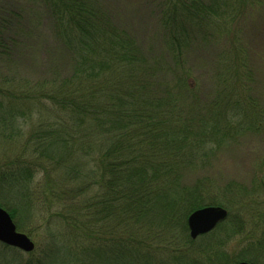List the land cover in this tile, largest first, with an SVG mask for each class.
Instances as JSON below:
<instances>
[{"label": "trees", "instance_id": "1", "mask_svg": "<svg viewBox=\"0 0 264 264\" xmlns=\"http://www.w3.org/2000/svg\"><path fill=\"white\" fill-rule=\"evenodd\" d=\"M263 1L226 9L228 0H0V206L18 227L38 215L51 233L27 260L0 242V264H199L187 257L188 217L216 196L203 173L185 178L263 124L262 105L248 107L237 91L248 83L251 45L238 38L240 20ZM221 15L232 19L227 40L207 30L197 39L194 30ZM146 16L152 35L136 27ZM219 41L227 44L211 53L210 96L198 102L203 86L193 90L191 71L176 65ZM216 184L244 196L234 183ZM232 217L199 245L213 254L209 264L242 260L224 252L245 226ZM137 225L148 227L145 238L172 242L175 256L163 260L162 244L139 239Z\"/></svg>", "mask_w": 264, "mask_h": 264}, {"label": "rangeland", "instance_id": "2", "mask_svg": "<svg viewBox=\"0 0 264 264\" xmlns=\"http://www.w3.org/2000/svg\"><path fill=\"white\" fill-rule=\"evenodd\" d=\"M228 2L224 3L226 5V9L232 7L230 5L234 2V0H228ZM137 3H140V1H136V4ZM236 4L237 3L234 2V6ZM257 6L258 8H256L255 10L250 9L247 11V8L245 10L243 9L245 12V16L240 20V26L244 29H239L240 31L238 34V38L240 39V41L243 39L249 42L251 44V48L244 43V51L246 49L249 50V64L242 70V73H245V75L243 76H245L244 79L248 83L245 87L244 85H240V88L237 91H239V96L242 97L240 100L243 104H246L248 107L255 108V105H257V103H260L262 105V108L264 109V1L260 4H257ZM243 10H241V13L243 12ZM149 13L150 15H152L151 12ZM229 17L230 15L219 16V25L215 23V21L205 22L206 24L199 26L200 30H194V35L198 36L197 39L200 40V38H202V36L204 35L203 30H207L208 35H220L221 37L227 36L229 33V26L232 23L230 21L232 19ZM140 18L142 17H139L136 21L137 30H146V34H154L156 31V26L152 25V22L147 19V16L143 20H141ZM253 22H256L257 24ZM247 30L252 33L251 36H246V33H249L246 32ZM199 31L201 33L200 36L197 35ZM217 43L220 44H215V47L207 50L203 48V45L205 43H202V48H200L199 51L197 49H191L189 59H185L183 63H181L180 65H176V67H179L180 70L185 68L188 70V72L189 70L191 71V73L189 72V74L191 77L190 83L193 82V90L196 88L195 85L197 86L199 84L201 87L203 86L202 92L204 94L202 95V101L198 102H204L205 100H207V96H210L209 92L211 90L210 88L213 82L211 83L206 80L207 77L210 78L211 73L214 75L216 71V65L212 64L213 52L214 50H218L221 46L224 47L227 44L225 41H219ZM202 73L204 77L201 83H199L201 77L200 74ZM171 75L172 74H170V77ZM234 82L235 81L231 82V79H228L227 89L231 88ZM222 89L225 88L218 85V91L221 92ZM197 90L198 89H196L195 91ZM254 110L259 109L255 108ZM208 111L210 112L209 106L207 108V113L209 116ZM199 114L205 115L206 113L205 111H199ZM262 123V125H256L252 130L246 131L239 137H237L238 143H236L237 146L235 148L218 152L215 155L211 154L209 159H207V161L210 162L206 164V168L204 170H201L202 172L199 171L200 173L188 174L185 178V182L188 183L193 182L195 179H207L208 181L206 183V188L208 189V192L216 196V198L213 199L215 200V204L213 205H219L226 208L229 214L233 215L232 218L240 220L241 217V219L245 223L244 230L241 232V234H236L232 242L230 241L228 242V244L224 245V252H226L227 256L231 257L232 259H242L240 261H247L249 263H251L249 259L254 258V264H264V238L262 237L264 236V180H262V178H264V120ZM30 133L31 127L27 124L24 139L26 137L28 138ZM202 173L203 177L201 176ZM37 178H39V176ZM217 182L221 184L229 182L234 183L236 187H239V191L244 196L241 197L242 199H239L236 196H232L229 191H223L222 189H219L216 184ZM206 206L210 205L206 204ZM229 218L227 217L225 222L229 221ZM44 221L45 219L38 217V215L33 217L30 216L29 218L27 217L25 226L18 227L14 220L17 230L27 234L35 243V250L40 246V244L49 241L51 238V233L47 228V225L44 224ZM49 221L51 226L50 229L54 230L55 228H58V219L53 218ZM145 225H137L136 229L134 230L135 235L139 239H141L144 235L142 241L146 239L145 241H149L150 243L154 242L151 243L152 246L162 244V259H172L175 256V254L173 255V253L175 252L176 246L175 249H172V247L174 246L172 242H156V233H153L152 237L150 236L145 238V234L148 229V227H145ZM216 229L217 227L212 230L213 232L215 231V234L225 232L221 229ZM206 234H203L195 239V243L193 246L194 248H191L192 250H195V252L193 253V255L190 254L187 256L189 257V262L209 264V259L211 257H214L208 256L213 255L211 253L203 256L202 250H200V246L203 245L204 242H207L209 240L208 238H204V236L209 235L208 233ZM261 238L263 239V241L258 242L259 240H261ZM250 245H253V247L256 248V256H240ZM182 250L184 251V249ZM198 253L201 255H199ZM20 254L23 260H27L30 255V253L24 252L22 250L20 251Z\"/></svg>", "mask_w": 264, "mask_h": 264}, {"label": "water", "instance_id": "3", "mask_svg": "<svg viewBox=\"0 0 264 264\" xmlns=\"http://www.w3.org/2000/svg\"><path fill=\"white\" fill-rule=\"evenodd\" d=\"M229 215L226 208L219 205L204 206L194 210L188 217L189 233L192 239L209 233ZM0 242L30 253L35 250V243L25 233L18 231L10 212L0 206ZM237 264H251L240 261Z\"/></svg>", "mask_w": 264, "mask_h": 264}]
</instances>
